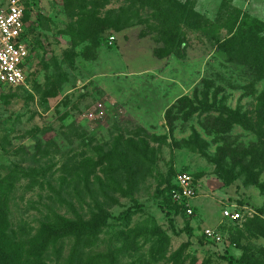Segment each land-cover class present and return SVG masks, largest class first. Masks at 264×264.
I'll return each mask as SVG.
<instances>
[{"label": "rangeland", "instance_id": "rangeland-1", "mask_svg": "<svg viewBox=\"0 0 264 264\" xmlns=\"http://www.w3.org/2000/svg\"><path fill=\"white\" fill-rule=\"evenodd\" d=\"M63 1L24 0L28 84L0 89V181L21 169L15 234L30 241L52 211L78 228L42 264H264V80L246 33L264 42V0H100L79 40L62 34ZM180 173L194 180L191 216L168 196ZM227 205L242 220L223 219ZM93 215L106 217L96 236Z\"/></svg>", "mask_w": 264, "mask_h": 264}, {"label": "trees", "instance_id": "trees-1", "mask_svg": "<svg viewBox=\"0 0 264 264\" xmlns=\"http://www.w3.org/2000/svg\"><path fill=\"white\" fill-rule=\"evenodd\" d=\"M63 4L65 11L68 14L70 24L62 34L68 35L74 40H79L81 39V36H83L84 31L89 29V27L98 20L95 19V16L98 12L97 8L100 5V0H64ZM88 8H92L91 11H88ZM25 21L26 23L28 22L27 11L25 13ZM251 23L253 29L257 30L262 27V24L259 21L252 20ZM100 33H102V31H100ZM246 33L249 35L247 51L250 61L254 66L256 75L255 82L262 81L264 80V42L262 43L256 38V33L252 31H247ZM227 41V45L232 44L230 50L224 46V51L228 54H235L232 53V47L235 42L245 45V38L241 34L232 37ZM31 51H33L32 47ZM66 55V59H62L61 62H54L52 67H47L45 66L46 64L44 65L47 78L46 81L49 82L53 77L55 80L60 81L63 75V65L71 61V57L69 58L67 53L65 56ZM0 89L13 88L2 87ZM258 118L264 122V90L258 97ZM104 155L107 161H109L111 160L113 153H107ZM20 170L21 169L16 168L13 171H10L8 176L0 181V264H42L43 257L49 253L50 249H53L52 251L56 252V257L60 255L64 247L63 240L67 239L70 236V232L75 231L78 228V225L75 222L72 224L68 219L57 217V214L51 211L50 216L53 218L47 217L46 223L41 222L40 228L36 231L35 235H29L27 237L30 241L26 242L23 239L24 237L17 236L12 228L10 202L15 195V184L21 176ZM21 172L24 173V176H27L24 170ZM175 188L176 186L173 183L169 188L168 196L171 201V206L182 212L184 209L172 201V190ZM93 217L92 221L95 222L93 235L96 236L98 235L100 226L105 223L104 221L106 217H101V219L99 216L93 215ZM55 220L56 224L53 222ZM59 220L60 226L57 225ZM82 239H85V237H82ZM205 241L206 243H211L206 239ZM71 253L74 257L76 256L73 250H71ZM56 264H72L71 258L67 261H63V263L56 261Z\"/></svg>", "mask_w": 264, "mask_h": 264}, {"label": "built area", "instance_id": "built-area-1", "mask_svg": "<svg viewBox=\"0 0 264 264\" xmlns=\"http://www.w3.org/2000/svg\"><path fill=\"white\" fill-rule=\"evenodd\" d=\"M24 0H9L6 10L0 15V88L13 89L26 87L32 51L25 21ZM115 38H111L113 41ZM176 188L172 190L173 203L181 206L188 216L193 215L192 201L196 191L194 180L188 173H180L175 178ZM237 205H227L222 211L226 220L239 221L243 216ZM204 238L220 244L222 237L217 230L205 228Z\"/></svg>", "mask_w": 264, "mask_h": 264}]
</instances>
